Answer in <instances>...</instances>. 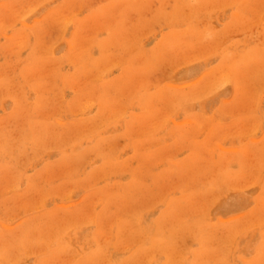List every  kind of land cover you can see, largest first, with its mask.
<instances>
[{
	"label": "rangeland",
	"instance_id": "1",
	"mask_svg": "<svg viewBox=\"0 0 264 264\" xmlns=\"http://www.w3.org/2000/svg\"><path fill=\"white\" fill-rule=\"evenodd\" d=\"M0 264H264V0H0Z\"/></svg>",
	"mask_w": 264,
	"mask_h": 264
}]
</instances>
